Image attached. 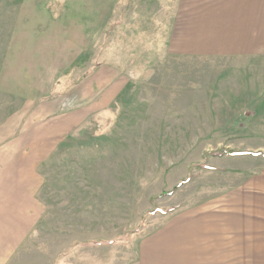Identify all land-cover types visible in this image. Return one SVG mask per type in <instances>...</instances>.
Masks as SVG:
<instances>
[{"label":"rangeland","instance_id":"rangeland-1","mask_svg":"<svg viewBox=\"0 0 264 264\" xmlns=\"http://www.w3.org/2000/svg\"><path fill=\"white\" fill-rule=\"evenodd\" d=\"M199 4L0 0V136L29 180L8 264H125L144 233L199 211L212 249L213 208L264 180V51H172Z\"/></svg>","mask_w":264,"mask_h":264},{"label":"crops","instance_id":"crops-1","mask_svg":"<svg viewBox=\"0 0 264 264\" xmlns=\"http://www.w3.org/2000/svg\"><path fill=\"white\" fill-rule=\"evenodd\" d=\"M169 47L198 56L264 51V0H200L190 16L182 14L176 21ZM12 139L0 136V264L12 261L28 233L29 180L21 155L6 151ZM224 197L225 209L220 203L213 208L211 231L207 227L212 249L205 243L200 252L206 232L199 211L144 233L134 258L125 264H200L201 253L211 254L213 264H264V180Z\"/></svg>","mask_w":264,"mask_h":264},{"label":"trees","instance_id":"trees-1","mask_svg":"<svg viewBox=\"0 0 264 264\" xmlns=\"http://www.w3.org/2000/svg\"><path fill=\"white\" fill-rule=\"evenodd\" d=\"M243 154V155H245V154H249V152H247V151H237V152H231V154ZM109 243H112V242H109ZM89 245H91V244H89Z\"/></svg>","mask_w":264,"mask_h":264}]
</instances>
